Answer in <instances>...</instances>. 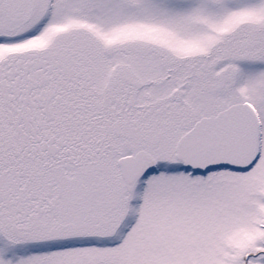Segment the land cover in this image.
<instances>
[{
    "label": "snow or ice",
    "instance_id": "snow-or-ice-1",
    "mask_svg": "<svg viewBox=\"0 0 264 264\" xmlns=\"http://www.w3.org/2000/svg\"><path fill=\"white\" fill-rule=\"evenodd\" d=\"M0 264H264V0H0Z\"/></svg>",
    "mask_w": 264,
    "mask_h": 264
}]
</instances>
